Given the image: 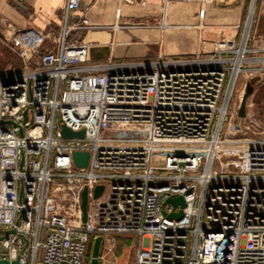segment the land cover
<instances>
[{
    "label": "built area",
    "instance_id": "built-area-1",
    "mask_svg": "<svg viewBox=\"0 0 264 264\" xmlns=\"http://www.w3.org/2000/svg\"><path fill=\"white\" fill-rule=\"evenodd\" d=\"M81 5L65 0L55 34L5 39L18 64L0 76V260L89 264L100 237L108 264L130 235L134 264H264V142L224 133L249 32L205 56L95 63Z\"/></svg>",
    "mask_w": 264,
    "mask_h": 264
},
{
    "label": "rangeland",
    "instance_id": "rangeland-1",
    "mask_svg": "<svg viewBox=\"0 0 264 264\" xmlns=\"http://www.w3.org/2000/svg\"><path fill=\"white\" fill-rule=\"evenodd\" d=\"M85 4L86 6L82 3L83 7L81 5L80 11L84 13L93 30L82 35L89 37L94 44V51L91 55L92 62L106 64L109 59L113 60L115 64H132L131 66H136L138 63L155 62L159 56L169 58L176 55L200 54L205 56L214 52L216 44L220 41L236 40L239 42L246 29L247 17L254 4L251 27L250 31L248 30L247 61L242 69L244 72H240L236 77L224 133L227 138H243L249 141L264 142V43L256 40L252 33L256 14V0L250 2L237 36L231 31L235 30V27L232 26L231 29H216L215 36L212 37H205L203 34L206 29L212 27L206 23L209 18L204 22H199L194 17L196 9L189 0L172 2L171 4H174V7L178 4L186 7L179 10L180 14L185 16L188 15L187 8L192 7L191 10L194 12L191 18L179 17L177 20H169L168 16L164 22L161 15L160 18L151 20L138 19L133 25H125V27L131 28L125 32L120 31L123 25H119V20L117 21L119 29L118 31L115 29L116 32H112L110 29L114 23L105 27L101 24L92 23L86 16L91 3L86 0ZM119 4V7L123 9L124 3ZM174 7L173 10H177ZM182 34L186 39V42H182L186 44V49L177 48L178 43L168 41V38L173 37L174 39L177 37L183 39ZM82 35L81 37H83ZM6 37L0 35V76L5 74L3 70L7 64H18L16 58L6 47ZM104 48L107 49V54H105ZM248 68L250 69L247 70ZM114 245L110 256L105 259L108 264H134L136 246L130 235L116 237ZM92 247L93 244L89 243V257H91ZM62 264L69 263L63 262Z\"/></svg>",
    "mask_w": 264,
    "mask_h": 264
},
{
    "label": "crops",
    "instance_id": "crops-1",
    "mask_svg": "<svg viewBox=\"0 0 264 264\" xmlns=\"http://www.w3.org/2000/svg\"><path fill=\"white\" fill-rule=\"evenodd\" d=\"M88 1H90L91 6L87 9L86 16L89 17L92 23L101 24L103 27L114 23L115 12L120 0ZM130 1L131 4H123V14L119 19V25L123 26L120 31L125 32V30L131 29L125 27V25H133L138 19L160 18L162 11L160 0ZM143 1L144 5L141 4ZM64 2L65 0H0V35L9 36L17 30H37L48 35L55 34L60 26L59 14ZM85 2L86 0H82L83 5L86 6ZM250 2L252 0H237L233 5L227 6L218 5L217 0H213V3L209 5V20L206 22L212 27L203 32L204 36H215L216 29H229L232 26L236 27L234 33L237 36ZM191 9L192 7L187 8V16L172 10L169 20H177L179 17L189 19L194 12ZM231 31L233 32V30ZM247 33L248 29L246 30ZM252 33L256 40L264 43V0H256V14ZM185 40L184 35L183 39L178 37L176 39L174 37L168 38L170 43H178L176 47L180 49H186V44L182 43L186 42ZM179 44L185 46L182 47Z\"/></svg>",
    "mask_w": 264,
    "mask_h": 264
},
{
    "label": "water",
    "instance_id": "water-1",
    "mask_svg": "<svg viewBox=\"0 0 264 264\" xmlns=\"http://www.w3.org/2000/svg\"><path fill=\"white\" fill-rule=\"evenodd\" d=\"M237 0H217L218 5H227L231 6L233 5ZM94 49H92V52ZM105 54H107V49L104 48ZM61 135L64 138H83L84 136V131H79V132H72L66 127H62L61 130ZM88 157L89 155L87 153H75L73 155L74 162L77 166L79 167H86L88 163ZM103 191V187L99 186L95 189L94 191V198H98ZM87 202H88V197H87V191L84 190L81 194V211H82V221L85 223L86 221V213H87ZM167 204H170L173 209L179 208L178 211H174L168 215L169 219H175V220H180L183 216V208L185 207V202L182 196H177L174 198H169L166 200ZM100 242L101 238H96L93 242V247H92V253L90 257V263L89 264H99L98 262V253H99V247H100ZM0 264H10L7 261L0 260ZM12 264H20L19 259L15 260L12 262Z\"/></svg>",
    "mask_w": 264,
    "mask_h": 264
},
{
    "label": "bare ground",
    "instance_id": "bare-ground-1",
    "mask_svg": "<svg viewBox=\"0 0 264 264\" xmlns=\"http://www.w3.org/2000/svg\"><path fill=\"white\" fill-rule=\"evenodd\" d=\"M189 1L193 5V7L196 9V12H194V14H196V15L195 16L193 15V16L199 22H204L205 20H207L209 18V15H208L209 14V5H211V3H213V0H189ZM121 2L122 3L124 2V4L128 3V2H126L124 0H120V3ZM171 3H167L166 4L165 2L161 1V8H162L161 15H162V21H164V22H166L168 16L170 15V12L173 10L174 4H171ZM128 4H131V3H128ZM176 6L174 8L177 9L176 11H178V12H179V10H183V8H186V7H183L182 5H179V4L176 5ZM253 11H254V4H253V6H252V8L250 10V17H249V21L247 23L246 30L247 29L249 30V27H250V24H251L250 23V18L253 15ZM122 14H123V9L118 6V8H117V10L115 12V16H114V26H112L110 28L112 30V32L115 31V29H116V31H118L119 27L117 25V21L121 18ZM235 29H236V27H235ZM233 32H235V31L233 30ZM245 36H246V33H245ZM248 66H250V65H248ZM249 69L250 68H248L247 70H249ZM240 72L242 73L244 71L240 70L238 72V74ZM236 77H237V75H236Z\"/></svg>",
    "mask_w": 264,
    "mask_h": 264
},
{
    "label": "trees",
    "instance_id": "trees-1",
    "mask_svg": "<svg viewBox=\"0 0 264 264\" xmlns=\"http://www.w3.org/2000/svg\"><path fill=\"white\" fill-rule=\"evenodd\" d=\"M88 249H89V245H88Z\"/></svg>",
    "mask_w": 264,
    "mask_h": 264
}]
</instances>
